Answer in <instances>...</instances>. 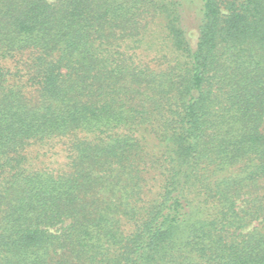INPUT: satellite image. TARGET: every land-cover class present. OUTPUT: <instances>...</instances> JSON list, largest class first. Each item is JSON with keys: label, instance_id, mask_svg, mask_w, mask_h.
Instances as JSON below:
<instances>
[{"label": "trees", "instance_id": "trees-1", "mask_svg": "<svg viewBox=\"0 0 264 264\" xmlns=\"http://www.w3.org/2000/svg\"><path fill=\"white\" fill-rule=\"evenodd\" d=\"M0 264H264V0H0Z\"/></svg>", "mask_w": 264, "mask_h": 264}]
</instances>
